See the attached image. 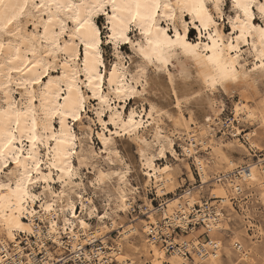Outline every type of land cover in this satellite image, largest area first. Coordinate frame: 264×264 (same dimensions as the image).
<instances>
[{"label": "snow or ice", "instance_id": "snow-or-ice-1", "mask_svg": "<svg viewBox=\"0 0 264 264\" xmlns=\"http://www.w3.org/2000/svg\"><path fill=\"white\" fill-rule=\"evenodd\" d=\"M98 17L104 20L103 27ZM222 25H231V31H222ZM193 26L199 27V38L189 33ZM109 31L110 35H105ZM105 42L115 64L104 57ZM122 44L130 47L133 55L122 51ZM180 53L187 57V66H182L179 74H170L168 79L174 81L175 90L188 100H194L190 93H196V97L205 93L197 77L222 93L243 89L251 96L254 90L258 92L255 99L261 103L255 108L238 106L236 116L251 123V128L241 125V133H250L245 142L259 139L264 146V0H0V247L7 245L5 252L16 248L24 236L35 235L37 219L45 212L63 210L60 205L73 192L83 193L87 189L91 193L93 188L110 192L117 181L127 184L125 160L120 158V152H111L113 135L104 136V148L96 152L91 150L87 128L78 137L74 126L80 123L91 127L95 122L82 119L90 105L97 118L102 117L110 100L105 88L110 93L118 81H123L114 88L117 97L140 95L132 85L147 84L154 79L155 71H164L171 58H179ZM105 64L112 75L102 74ZM197 67L200 71L194 76L192 70ZM208 67L212 69L211 76L202 71ZM25 69L27 79H13L14 74L19 75ZM127 75L133 79L127 80ZM190 79L193 83L186 84ZM124 84L128 87L124 88ZM197 87H201L200 92H196ZM17 94L19 99H14ZM155 114V109L147 112L149 118ZM113 125L117 129L123 125L142 148L150 143L139 139L136 129L144 125L137 124L132 116L126 121L117 116L111 125L101 119L98 127L107 130ZM252 128L259 129V136L251 134ZM150 132L151 129L145 135ZM233 135L238 133L233 130ZM77 146L81 149L79 153ZM256 147L252 145L253 149ZM85 149L89 151L86 153ZM212 151L220 166L231 167L223 144ZM77 155L92 173L87 179L68 162ZM141 155L151 169L150 155L146 151ZM260 155L264 156V147ZM5 160L8 162L4 163ZM114 168L119 171H113ZM259 169L257 176L255 169L245 168L243 180L253 187L259 181L260 194L264 196V160ZM77 176L83 187L77 184L70 188ZM206 195L200 196V200ZM122 199L127 201L124 206L127 211L131 197L125 195ZM190 199L191 203H197L196 196ZM220 203L219 211H206L207 216L214 218L204 221L207 226L201 238L205 243L197 242L196 248L205 250L197 256H204V264H264V219L259 221L261 232L256 233L247 222H233L230 211L226 217L222 216L228 200L221 197ZM91 206L89 203L88 207ZM116 211L120 209L117 207ZM110 215L105 210L100 220L103 222ZM80 224L86 227L83 220ZM140 227L145 233L151 231L147 226ZM55 231L52 227L51 232ZM126 234L131 235V231L126 230ZM139 242L135 236L129 241L133 245ZM150 253L155 254V264H201L194 258L169 260L167 253L155 245ZM28 257L18 259L16 264H55L47 257L32 258L31 252ZM0 264L13 261L0 256ZM100 264L135 262L113 252L111 262L101 258Z\"/></svg>", "mask_w": 264, "mask_h": 264}, {"label": "bare ground", "instance_id": "bare-ground-1", "mask_svg": "<svg viewBox=\"0 0 264 264\" xmlns=\"http://www.w3.org/2000/svg\"><path fill=\"white\" fill-rule=\"evenodd\" d=\"M164 26L167 27V24H165ZM225 26L226 25H222V31L225 30ZM228 26V31H231V25ZM191 29L197 30V38H199V27L193 26L189 29V32ZM105 35H110V31L106 32ZM249 40L251 41V38H249ZM105 43L108 44V42ZM111 63L115 64L116 60L114 59ZM182 66H187V57H185L183 53H180L179 58L175 56L171 58L170 64L164 71H155V74L153 75L154 79H149L147 84L143 86H137L135 84L132 85V87L137 88V91L141 93L140 95H129L126 99L117 97L114 88L119 87L121 84H123V81H118L114 85L110 93L109 89L105 88V95H110V100L108 105L106 106V110L103 111V115L100 118H97L95 111L91 110L93 106H89V110L87 113H91V115H93L90 121L95 122L91 123V127H88V124H76L74 127L77 136L79 137L80 134L76 130V127L84 126L83 129L87 128L91 150H94L96 152H100V150L104 148L103 137L109 134L113 135L111 152H119L117 148L118 136L115 135L117 131H120L122 133L121 135H119V137L127 135L132 140L136 141V143L138 144L137 151L140 158L139 168L142 172L144 182H142L143 184L141 185L137 181V186L133 185L129 181H127L126 185L121 184L119 181H117L113 188H111L110 192L107 190L102 192L103 203L101 204V206L103 207V212L100 211L99 207L93 200L90 199V197H85L83 193H80L78 191L73 192L69 199L65 200L63 204L60 205V208H62L63 210L58 209L51 214L45 212L44 216L39 217L35 222L36 234H29L26 236L27 242H29V249L31 250L32 258H36L38 249H40L41 245H43V248L45 249L43 259L47 257L56 262L58 258H61V264H69L68 258H70L71 254L80 250V248H83L82 250H84L83 252L85 256L89 259H91L92 256H96L99 259L107 257L112 260V253L115 252L117 256L129 257L132 261L136 262V259L141 257L140 254L143 253L148 255L144 260L145 264H155V254L150 253V248L155 245V247L159 248L161 252L167 253V251L171 250V256L168 257V255H166V258H168L169 260H171L173 257H176L177 259H180L182 257L183 259L187 260L189 259V256H187V254L190 253L192 256L198 258L201 264H204V256H197V253H202L205 249L196 248V244L197 242H199L200 244H204L205 241L201 242L197 238L196 234L193 233L195 227L190 226H193L198 221H202L204 223V221H210L211 219H213V216L206 215V211L211 212L213 209L219 211L221 203L219 204V206L216 205L217 203L215 202H208V206H206V203L204 201L198 200L197 194L199 193V191L203 189L204 186L213 181V183L219 188V190L213 189L211 198H219L220 202L221 197H223L228 200V207L230 209H235L232 200L240 199L244 191L248 189H255L258 193L259 198L264 204V196L260 194L259 181H257L256 186L253 187L251 182L243 180L245 168L249 170L255 169L257 176H259V165L260 162L264 159L260 158L258 160H255V164H253L252 161L245 160L246 165H243L240 160L233 157L231 149H227L228 151L225 153V155L231 161V167L220 166V163L216 158V154L212 151V148L218 147L221 144H223V146L225 147L226 141L223 139L224 137H221L220 139L216 138V129L222 122L220 114L223 111L224 105L218 101L216 97V90H213L209 87L208 84L204 83L202 77H197L199 84L205 90V93L201 97H196V93H190V95L193 96L194 100H188L187 96H181L173 87L174 81L169 80L168 77L170 74H179ZM192 71L193 75L196 76V72L200 70L197 67ZM202 71L207 72L209 76L212 75V69L210 67L205 68ZM159 72H164L166 75L167 87L163 89V92L164 94H170L171 98H173L175 111L174 113L165 110L166 107H159L155 102L149 100L146 96V94L149 93L150 88H153L155 85L162 84L160 77L158 76ZM102 74L112 75V70L108 66V64L102 66ZM52 75L53 78H55V73H53ZM27 78V69H25L19 75H13L14 80ZM132 79L133 78L131 75H127V80L131 81ZM185 83L190 85L193 83V81L190 79L185 81ZM123 86L124 88L128 87L127 84H124ZM201 87H197L196 92H200ZM256 87L258 88L259 85H257ZM162 88L163 87H161V89ZM238 91H240L239 99L234 102L232 109V112L234 114L233 121H241L236 116V108L238 106L255 108L259 103H261L260 100L255 99L258 96L257 91L254 90L251 96H249L243 89H238ZM99 94L100 93L98 91L97 95ZM14 99H19V95L17 94ZM242 99L243 104H241ZM132 100H134V104L130 105V102ZM253 100H255V103H252ZM185 101L187 102L185 103ZM138 102H141V105L135 106V104ZM96 106H99V102H97ZM191 107H195L196 112L203 113V123L198 122L195 117H192V110L190 109ZM153 109L156 110V114L149 118L147 112ZM185 110H191L190 117L186 116ZM84 116L85 115L82 114V119H84ZM117 116H119V118H122L124 121L127 120L128 116H132L133 120H135L137 124L142 123L144 127L136 129V132L140 134V140L147 139L150 143L142 148L137 142L135 136L128 135V129L124 128L123 125H121L119 129H117L113 125L108 127L107 130L98 127L101 119L105 120L108 124L111 125L113 119ZM169 116H171L172 119H169ZM233 121L230 122V127L232 128L230 133L232 137H235L236 144L238 146L246 147L243 141L246 140L250 133L248 132L245 135H242L243 133H241V128L236 126ZM149 129H151V132L148 135H145V133H148ZM206 130L208 134H205ZM233 130H235L238 135L234 136ZM257 132L258 131L256 129H252L251 134H255L258 136ZM94 133H96L94 137H96V139L101 143V147L99 148V150H96L95 148V141L93 138ZM178 138L183 139L181 143H184V141L190 142L189 148L186 149V156H194L195 161L198 164L201 176V186L194 190L187 189L181 195L172 199L165 200V202L160 205V208H155L152 201L146 199V210L142 209V211L144 213H148L153 217L154 222L145 225L151 229L148 234H153V237L148 240L149 244L147 242L143 243V249H140L137 245L129 243L133 236H139L138 225L136 223H131L120 230V223L117 222L115 217L113 218V214L115 216H119L121 213L127 214L134 207L135 198L133 197V194L139 192L140 189L146 193L148 187L152 186L156 189V193L159 197H164L169 194L170 189L173 188L174 185H176L177 173L172 165H160L158 163V160L167 157L168 154H171L178 160L180 159L175 147ZM242 138H244L243 141ZM205 140L207 141V143H205ZM257 140L258 139L248 140L247 142L252 147V145L254 144L257 145ZM79 143L80 141L78 139L77 145H79ZM197 150L199 152L209 150L211 155L209 159L212 161V164L210 165L208 161L201 158L198 155ZM80 151V147L77 146L76 152L79 153ZM88 151L89 149H85L86 153ZM145 151L151 157V169L148 167V161L145 160L141 155V153ZM75 161H77V164ZM7 162V160L4 161V163ZM68 162L74 169L79 168L82 164L87 169H89L87 164L83 163L79 155H77L76 157H70ZM125 166L127 167V169H131V165L129 163H125ZM237 169H239V171H236ZM211 170H214L215 172L212 173ZM230 172H235V174L229 175ZM74 180L75 177L71 181V184L69 186L70 188L71 186L77 185ZM56 182H59L58 177L56 179ZM125 195L131 197V204L128 205L127 211H124V206L127 201L122 199ZM191 196H196L197 203H191ZM88 203H91L92 206L88 207ZM79 205L81 208L80 213ZM56 207L57 206L54 204V208ZM117 207L120 209V211H116ZM105 210L109 211V213H111L112 215L106 217V219L102 222L100 220V216L104 215ZM37 211L40 210L38 209ZM84 211L88 215L86 213L84 214ZM156 212H160V215L155 216L154 214ZM92 215L96 217L98 222L97 225H93L90 222V218ZM221 215L225 216V213H221ZM81 220H83V224L86 225V227L81 226ZM108 220H112L111 225L119 229V236L114 243L109 242L108 236H106L103 229L105 227L100 226V224H103ZM160 221H162L163 225L160 224ZM242 221H244V223L247 222L249 226L252 225L250 216H248L247 214L243 215ZM204 225L205 227L207 226L206 223H204ZM52 227L56 228V231L54 233L51 232ZM177 227H182L184 231L189 230L190 228V231L192 233L187 238H185V240L173 237L172 231ZM126 230H130L131 235H127ZM162 232L166 234V239L162 238ZM256 232L260 233L261 229L257 228ZM122 235H124V240H121ZM29 236H33L36 238L33 243L36 244L37 248L35 246L33 247L32 240L30 241ZM48 238L52 240L56 247V250L45 247V239ZM160 238L164 240L165 245L158 246L156 244L157 240ZM97 240L102 241L103 247L101 249L96 247L97 245L95 242ZM20 242L21 241L18 242V246L16 248H11L7 252H5V248H8L7 245H4V247H0V256H4L5 259L11 258L12 261H14L16 258H21L22 256H26V258L28 259V253L20 245ZM88 245H91V249L85 248V246ZM189 245H191V248H196V250H191ZM43 248L41 249L43 250ZM13 253H15V255H13ZM208 254L211 255L210 249L208 250ZM13 264H16V262H14Z\"/></svg>", "mask_w": 264, "mask_h": 264}, {"label": "rangeland", "instance_id": "rangeland-1", "mask_svg": "<svg viewBox=\"0 0 264 264\" xmlns=\"http://www.w3.org/2000/svg\"><path fill=\"white\" fill-rule=\"evenodd\" d=\"M98 20H100V26L103 27L104 20H102L101 18H98ZM225 29L228 30L229 26L226 25ZM189 33L191 35H194L195 37L198 36V32L195 29H191ZM103 49H104L105 59L109 60L111 63L114 59H112L110 56L111 49L109 47V44L104 43ZM121 50L125 51L127 55H133L131 48L130 47L125 48V45L123 44L121 45ZM154 74L155 73H153V75ZM158 76L160 77L162 84L155 85L153 88H150L149 93H147L146 96L148 97L149 100L155 102L159 107H162V106H163L162 108L166 107L165 110L171 111L174 113L175 111H174L173 98H171L170 94H166V93L164 94L163 92L164 91L163 89L167 87L165 86V84L167 83L166 75L164 72H159ZM161 87L163 88L161 89ZM239 93L240 91L238 90L236 92L229 91L227 93H222L220 90H216V97L218 101L224 105L223 111L220 114L222 122L216 129V138L220 139L221 137H224L223 139L226 141L225 148L231 149L233 157L235 159L240 160L243 163V165H246L245 160L255 161L260 158L264 159V156L260 155L261 148L264 146L259 144V139H258L257 140L258 148L253 149L248 142H245L246 140H244V138H242V141L244 140L243 142L245 143L246 147L238 146L236 144L235 137H232L230 133L232 129L230 127V122H232L234 118V114L232 112L233 104L235 101L239 99ZM167 95L169 98L167 97ZM131 104L132 105L134 104V100L130 102V105ZM140 105H141V102H138L135 104V106H140ZM190 109L192 110V117H195L198 122L203 123V113L196 112L195 107L194 108L191 107ZM191 110H185V114L187 117L191 116L190 115ZM194 111H195V114H194ZM92 116L93 115H91V113L90 114L87 113L84 116V120L90 121ZM233 123L240 128L242 124L246 128H251V123L245 120L244 121L235 120L233 121ZM83 128L84 126L76 127V130L78 131L79 134H81ZM252 129H256L258 131L257 133L259 136V129L258 128H252ZM246 133H248V131H244L242 135H245ZM177 140L178 141H176L175 147H176V150H177V153L180 159L178 160L174 158L171 154H168L167 157H164L163 159L158 160V163L160 165H166V164L172 165L175 168V171L177 173L176 185H174V187L170 189L169 194L164 197H159L156 193V189L153 188L152 186L148 187L146 193L140 189L139 192L133 194V197L135 198L134 207L127 214L121 213L119 216H115L113 214L117 222L120 223L119 224L120 230L123 229V227L131 223H136L138 225L139 236H137V239L140 242L134 245H137L140 249H143L142 248L143 243L147 242L149 244L148 240L151 237H153V234H148V233L143 232L140 227L141 225L145 226L146 224H149L150 222L151 223L154 222L153 217L151 215H149L148 213H144L142 211V209L146 210V199L151 200L155 208H160V205L163 202H165V200L177 197L181 195L187 189L194 190L201 186V176H200L198 164L195 161V158L193 155L186 156V153H187L186 149L189 148L190 142L184 141V143H181L183 140L181 138H178ZM94 141H95L96 150H99V148L101 147V143L96 139V137H94ZM137 146L138 144L136 143V141L132 140L127 135L126 136L123 135L122 137H119V136L117 137V148H118V151L121 153L120 158L124 159L125 163H129V161H131L129 163L131 165V169H127V167L124 165L125 169L127 170L126 179L127 181L131 182L133 185L138 186L137 181L142 185L143 184L142 182H144V178L142 177V172L139 168L140 158H139V154L137 151ZM241 147L243 148V150H241ZM197 152L201 158L208 161L210 165L212 164V161L209 159L211 157L209 150L202 151V152H199L197 150ZM75 162L77 164V161ZM79 169L83 173V179H87L88 177L92 175L90 169H87L85 166L83 167L80 166ZM113 171H119V168H114ZM211 172L213 173L215 171L211 170ZM74 181L75 183L83 187V184L81 183V178L79 176L75 177ZM88 184H89V187H91V180L88 181ZM111 188H113V186ZM213 189L219 190V188L215 186V184L212 181L208 185L204 186V188L199 191V193L197 194L198 200H200L199 198L200 196L206 193L207 194L206 197L202 200L206 203V206H208V202L209 203L215 202L217 203L216 205H219L220 204L219 198H211L212 196L211 193ZM83 195H85V197H90V199L93 200L95 204L99 207L100 211L103 212V207L101 206V204L103 203V198H102L103 196H102V192L99 189L93 188L91 193H89L87 189H85V191L83 192ZM128 195H131V194H128ZM232 201H233V205L235 209H232V208L230 209L228 207L226 211L224 212L225 217L227 215V212L230 211L232 213L233 222L244 224V221H242V217L244 214H247L248 216H250V221H252L251 226H254L255 231L257 228L261 229V224L259 223V221L264 219V204L259 198L258 193L255 189H251V190L248 189L244 191L240 199H233ZM80 210L81 208L79 205V213H80ZM85 213L86 212L84 211V214ZM154 215L158 216L160 215V212H156ZM90 222L93 225L98 224L97 219L94 215L91 216ZM111 222L112 220H108L105 223L100 224V226L105 227L103 229H104L106 236H108L109 242L114 243L119 236V229L115 226H112ZM160 224L163 225L162 221H160ZM190 227H195L193 233L196 234L197 238L201 242H204V240L201 238L203 235L204 228H205L204 223L202 221H198L196 224H194L193 226L191 225ZM245 230L247 231V228H245L244 231ZM191 233L192 232L190 231V228L189 230L184 231L182 227H177L173 229L172 236L185 240V238H187ZM161 235L163 239H166L167 236L165 233L162 232ZM29 237L31 241V237L33 236H29ZM162 238L157 240L156 244L158 246L165 245L164 240ZM52 249L56 250L55 245L52 247ZM167 255L168 257L171 256V250L167 251ZM140 256L141 257L136 259L135 264H145L144 260L146 259L148 255L142 253L140 254ZM187 256H189V258L198 259L192 256L190 253L187 254Z\"/></svg>", "mask_w": 264, "mask_h": 264}, {"label": "built area", "instance_id": "built-area-1", "mask_svg": "<svg viewBox=\"0 0 264 264\" xmlns=\"http://www.w3.org/2000/svg\"><path fill=\"white\" fill-rule=\"evenodd\" d=\"M32 240V244L33 246L36 247V244L33 243V241L35 240V237H31ZM20 245L24 248V250L29 253L31 252V250L29 249V242H27L26 236H24L21 240H20ZM96 247L101 249L103 247L102 245V241L101 240H97L96 242ZM45 247H48L49 249H52V247L54 246V243L52 242L51 239H45ZM37 248V247H36ZM86 249H91V246H85ZM83 248H80V250H78L77 252L71 254L70 258H68V263L69 264H92V261L95 260V264H100V260L99 258H97L96 256H92L91 259L87 258L84 254V250H82ZM54 250V249H52ZM44 251L45 249L43 248V250L40 248L38 249V253L36 254V257H39L40 259H43L44 257ZM27 260L26 256H22L21 258H16L14 262H16L17 260ZM61 258H58V260L55 262V264H61L62 260H60ZM109 262H111L112 260L105 257L103 258Z\"/></svg>", "mask_w": 264, "mask_h": 264}]
</instances>
